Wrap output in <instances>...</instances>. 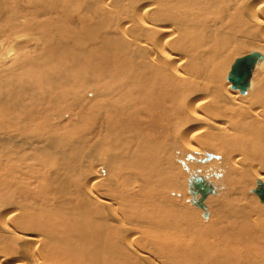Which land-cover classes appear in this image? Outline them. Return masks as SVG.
Segmentation results:
<instances>
[{"label": "bare ground", "instance_id": "bare-ground-1", "mask_svg": "<svg viewBox=\"0 0 264 264\" xmlns=\"http://www.w3.org/2000/svg\"><path fill=\"white\" fill-rule=\"evenodd\" d=\"M263 57L264 0H0V264H264Z\"/></svg>", "mask_w": 264, "mask_h": 264}, {"label": "water", "instance_id": "water-1", "mask_svg": "<svg viewBox=\"0 0 264 264\" xmlns=\"http://www.w3.org/2000/svg\"><path fill=\"white\" fill-rule=\"evenodd\" d=\"M260 59H262L260 54L253 53L236 60L230 72V80L234 83L235 88L242 92L246 91L254 66ZM190 191L193 196H196L197 192H200L199 200L193 201V203L203 210H206V205L204 204L206 197L216 192L213 187L204 185L202 177L195 179L193 188ZM255 192L261 201L264 202V186L262 184L259 185Z\"/></svg>", "mask_w": 264, "mask_h": 264}, {"label": "rangeland", "instance_id": "rangeland-1", "mask_svg": "<svg viewBox=\"0 0 264 264\" xmlns=\"http://www.w3.org/2000/svg\"><path fill=\"white\" fill-rule=\"evenodd\" d=\"M245 47V48H244ZM248 47V48H247ZM255 47V45L254 44H245L244 46H243V50H242V52L240 53V54H236L237 56L238 55H240V57L241 56H243L244 54H246L247 53V51L249 52L248 54H250V53H257V54H259L260 53V49H259V47L257 48V45H256V47ZM253 49V50H252ZM256 49V50H255ZM250 50V51H249ZM258 50V51H257ZM236 55H234L233 56V58L234 57H236ZM260 55L261 56H263V54H262V51H261V53H260ZM264 58V57H263ZM237 59V58H236ZM226 70V69H225ZM225 70H224V74H225ZM200 173L198 172V173H196L195 174V176L194 177H196V176H198ZM200 176V175H199ZM214 180H216L217 181V179H215L214 178ZM254 188H252V189H249V193H251L253 196H254V194L252 193V190H253ZM187 195H189V197L191 196L190 194H188L187 193ZM250 195V194H249ZM259 200V199H258ZM186 202H188V201H186ZM259 202V204L261 205L262 204V206H264L263 204L264 203H261L260 201H258ZM187 204V203H186ZM192 207L194 206V205H191ZM196 206H194V208H195ZM197 209H199L198 207H197Z\"/></svg>", "mask_w": 264, "mask_h": 264}]
</instances>
